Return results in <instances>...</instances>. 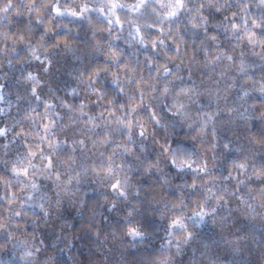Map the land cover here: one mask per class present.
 I'll use <instances>...</instances> for the list:
<instances>
[{"label":"clouds","instance_id":"1","mask_svg":"<svg viewBox=\"0 0 264 264\" xmlns=\"http://www.w3.org/2000/svg\"><path fill=\"white\" fill-rule=\"evenodd\" d=\"M0 264H264V0H0Z\"/></svg>","mask_w":264,"mask_h":264}]
</instances>
